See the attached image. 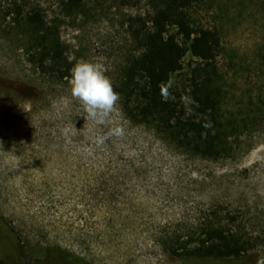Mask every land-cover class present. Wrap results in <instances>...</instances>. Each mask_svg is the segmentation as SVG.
<instances>
[{
	"label": "rangeland",
	"instance_id": "1",
	"mask_svg": "<svg viewBox=\"0 0 264 264\" xmlns=\"http://www.w3.org/2000/svg\"><path fill=\"white\" fill-rule=\"evenodd\" d=\"M11 3L0 0V217L23 245L37 254L55 248L86 264H224L183 261L170 251L217 227L248 241V252L231 264H264V121L238 137L232 154L207 159L154 124L132 121L120 97L103 131L122 126L125 135L97 144L101 127L85 121L71 77L43 73L31 59L36 33L3 17ZM162 4L86 0L70 14L60 0H28L26 10L39 6L70 61L101 64L117 92L143 51L140 19L150 20ZM191 15L222 37L227 114L260 104L264 0H194ZM198 63L185 57L170 96L184 93ZM72 125L75 134L65 137L61 129Z\"/></svg>",
	"mask_w": 264,
	"mask_h": 264
},
{
	"label": "trees",
	"instance_id": "2",
	"mask_svg": "<svg viewBox=\"0 0 264 264\" xmlns=\"http://www.w3.org/2000/svg\"><path fill=\"white\" fill-rule=\"evenodd\" d=\"M60 1L70 14L80 11L86 2ZM193 2L163 0L150 20L140 19L143 26L137 31V37L143 51L133 60L116 90L132 121L154 124L174 144L194 155L220 159L232 154L233 143L239 136L254 130L258 120L264 121V100L227 114L224 78L218 63L223 50L222 37L217 29L194 24ZM27 5L28 0H12L3 17L10 18V23L24 24L36 33L31 38L30 50L35 49L31 59L43 73L58 79L71 77L75 64L67 56L60 32L47 25L39 6L34 5L27 11ZM188 54L199 59V63L193 68L184 93L170 96L173 77L184 70ZM186 94L187 105L181 103ZM203 235L172 246L171 253L183 261L213 259L231 264L249 250L248 241L223 228H209ZM193 242L197 246L191 247Z\"/></svg>",
	"mask_w": 264,
	"mask_h": 264
},
{
	"label": "clouds",
	"instance_id": "3",
	"mask_svg": "<svg viewBox=\"0 0 264 264\" xmlns=\"http://www.w3.org/2000/svg\"><path fill=\"white\" fill-rule=\"evenodd\" d=\"M70 83L71 96L81 104L85 121H92L101 127L96 137L97 144L103 145L113 137L125 135L122 126L109 127L107 132L103 131V126L109 123V117L117 110L120 96L101 64L81 59L71 69ZM75 130L72 125L65 126L61 132L65 137H70L75 134Z\"/></svg>",
	"mask_w": 264,
	"mask_h": 264
},
{
	"label": "flooded vegetation",
	"instance_id": "4",
	"mask_svg": "<svg viewBox=\"0 0 264 264\" xmlns=\"http://www.w3.org/2000/svg\"><path fill=\"white\" fill-rule=\"evenodd\" d=\"M34 252V251H33ZM0 264H86L78 263L67 252L47 248L32 253L16 235L13 227L0 217Z\"/></svg>",
	"mask_w": 264,
	"mask_h": 264
}]
</instances>
